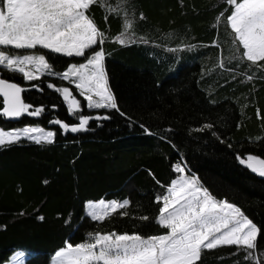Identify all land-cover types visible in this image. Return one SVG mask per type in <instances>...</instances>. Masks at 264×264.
Segmentation results:
<instances>
[{
    "label": "trees",
    "instance_id": "trees-1",
    "mask_svg": "<svg viewBox=\"0 0 264 264\" xmlns=\"http://www.w3.org/2000/svg\"><path fill=\"white\" fill-rule=\"evenodd\" d=\"M108 3L119 4L120 15L108 14L105 22V9L95 5L90 14L109 37L97 49L105 52L108 85L126 115L87 108L75 86L60 76L45 74L25 81L22 74L0 69L1 78L25 89L26 103L46 109L39 117L24 115L14 123L0 117V129L39 126L57 133L53 144L22 139L0 147V264L19 253L25 256L24 264H51L66 242L76 245L89 232L115 230L144 236L166 232L155 223L162 206L155 200L179 175L174 171L178 162L217 199L239 206L261 228L259 257L264 252V177L243 168L237 157L264 158V119L257 116L258 110L264 116V77L258 69L250 71L246 63L228 62L234 54L230 29L226 31L224 23L212 27L228 5L224 0ZM123 9L134 20L130 35L136 42L128 46L114 42L122 32ZM230 12L231 8L225 16ZM140 13L146 19L140 20ZM213 40L219 49L211 46ZM9 51L43 53L55 73L85 62V57L43 49ZM220 60L232 70L219 68ZM253 71L255 76L248 81ZM49 83L73 92L83 106L80 115L110 119L91 120L88 131L63 133L50 121L60 119L71 126L78 119L68 114L62 96L48 88ZM205 124L213 127L197 131ZM125 198L131 204L120 211L128 216L117 213L103 223L86 216L89 201ZM142 215L152 220L142 221ZM234 250L209 252L203 264H236L237 260L250 264L243 253L230 256Z\"/></svg>",
    "mask_w": 264,
    "mask_h": 264
},
{
    "label": "snow or ice",
    "instance_id": "snow-or-ice-1",
    "mask_svg": "<svg viewBox=\"0 0 264 264\" xmlns=\"http://www.w3.org/2000/svg\"><path fill=\"white\" fill-rule=\"evenodd\" d=\"M121 2L127 3V0ZM224 2L228 8L216 17L212 27L218 28L224 23L225 30L230 29L228 34L232 37L234 54L227 58L228 62L234 60L237 65L246 63L250 71L258 69L264 77V63H261L264 62V0ZM94 5L105 9V22L108 14L120 15L122 10L119 4L114 7L108 0H0V66L22 74L26 81L38 80L45 74L60 76L63 80L74 83L79 95L87 101V108L112 109L124 116L126 114L120 111L108 85L105 52L102 47L97 49V45H103L109 37L98 28L90 14ZM229 8L231 12L225 16ZM123 13L122 32L114 38V42L128 46L136 42L130 35L134 29V20L129 18L126 9H123ZM139 19L144 20L146 17L140 13ZM140 39L147 42L143 37ZM211 46L220 48L216 40H213ZM193 47L195 46H189V50ZM9 49H43L67 57H85V62L72 64L63 73H55L45 54L20 55ZM218 67L232 70L227 68L224 60H220ZM254 76L253 71L247 76V80H253ZM32 86L38 87L35 84ZM48 88L62 96L68 114L78 119V124L71 126L60 119L50 121L51 124L59 125L63 133L88 131L91 120L110 119L108 115H80L83 107L81 101L68 87L49 83ZM24 91L15 82L0 78V102L3 105L0 117L18 119L24 115H42L45 107H34L26 103L22 98ZM257 116L264 119L259 110ZM212 127L211 124H205L197 131ZM56 135V132L39 126L0 129V147L19 143L22 139L36 144H53ZM213 135L216 133L213 132ZM237 158L241 164L264 177V158L252 154ZM185 169L186 166L181 163L175 164L174 171L179 175L166 187L165 194L158 195L155 200V203L162 205L158 209L155 223L166 229V232L149 236L139 232L118 233L115 230L89 232L86 234L87 238L76 245L66 242L64 247L56 251L53 264H203L207 253L225 247H234L230 256L243 253L244 261L264 264V252L259 257L256 256L261 228L239 206L226 199H217L200 184L197 177L186 174ZM130 204L131 201L127 198L122 201H89L86 216L92 221L103 223L117 213L128 216L127 211L120 210L127 209ZM38 219L43 220L44 217ZM139 219L152 220L147 215H142ZM22 255L23 253L17 254V261ZM236 264H240V261L237 260Z\"/></svg>",
    "mask_w": 264,
    "mask_h": 264
},
{
    "label": "rangeland",
    "instance_id": "rangeland-1",
    "mask_svg": "<svg viewBox=\"0 0 264 264\" xmlns=\"http://www.w3.org/2000/svg\"><path fill=\"white\" fill-rule=\"evenodd\" d=\"M1 68H3L2 66H0V69ZM0 77H2V75H1V73H0ZM2 79H4V78H2ZM6 80V79H5ZM26 81V80H25ZM73 86H75L74 85V83H71ZM83 97V96H82ZM83 99L85 100V98L83 97ZM85 103L87 104V101L85 100ZM23 127H25V126H23ZM23 127H17V128H13V129H20V128H23ZM60 128V127H59ZM13 129H10V130H13ZM45 130H49V129H45ZM61 130V129H60ZM86 210V209H85ZM55 255H53L52 256V258H51V261H50V263L51 264H53V257H54ZM16 257H17V254H14L11 258H10V260L7 262V263H5V264H24V259H25V256H23L22 255V257H20V259L17 261V259H16Z\"/></svg>",
    "mask_w": 264,
    "mask_h": 264
},
{
    "label": "water",
    "instance_id": "water-1",
    "mask_svg": "<svg viewBox=\"0 0 264 264\" xmlns=\"http://www.w3.org/2000/svg\"><path fill=\"white\" fill-rule=\"evenodd\" d=\"M0 78H1V77H0ZM10 82H11V81H10ZM1 98H2V97H1ZM5 120L14 123V122H16L18 119H8V118H5ZM67 133H71V132H67ZM242 167L245 168V169H247V170H249V171H251L248 167H246V166L243 165V164H242ZM251 172H253V171H251Z\"/></svg>",
    "mask_w": 264,
    "mask_h": 264
}]
</instances>
